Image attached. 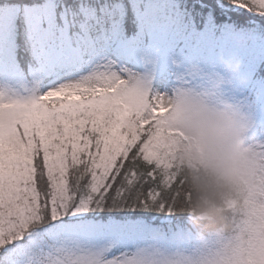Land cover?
I'll return each instance as SVG.
<instances>
[{
    "label": "snow or ice",
    "instance_id": "1",
    "mask_svg": "<svg viewBox=\"0 0 264 264\" xmlns=\"http://www.w3.org/2000/svg\"><path fill=\"white\" fill-rule=\"evenodd\" d=\"M83 7L84 13H80ZM40 4L5 13L41 68L70 67L43 93L0 83V264H264V226L201 242L178 210L174 98L242 62L222 95L254 113L247 141L264 215V0H82L66 38ZM86 51L87 64L80 55ZM86 72V74H85Z\"/></svg>",
    "mask_w": 264,
    "mask_h": 264
},
{
    "label": "clouds",
    "instance_id": "2",
    "mask_svg": "<svg viewBox=\"0 0 264 264\" xmlns=\"http://www.w3.org/2000/svg\"><path fill=\"white\" fill-rule=\"evenodd\" d=\"M224 72L198 90H187L165 113L166 126L178 132L174 155L182 178L183 199L178 210L188 215L196 237L221 239L241 226H264L257 194L252 153L247 141L255 125L252 110L222 95L226 84L245 80L242 62L222 60Z\"/></svg>",
    "mask_w": 264,
    "mask_h": 264
},
{
    "label": "trees",
    "instance_id": "3",
    "mask_svg": "<svg viewBox=\"0 0 264 264\" xmlns=\"http://www.w3.org/2000/svg\"><path fill=\"white\" fill-rule=\"evenodd\" d=\"M82 0H0V28H8L4 23L5 13L8 10L17 8L20 5L27 7L28 5L40 4L43 6L42 14L54 13L55 24L57 25L58 32L61 31L65 34L66 38L74 35L73 27L75 26L78 31L75 33L78 41L82 43H90L91 35L88 30L84 28L82 24H76L75 18L77 13L73 9V5H80ZM80 13H84L83 7L80 8ZM47 27V24H44ZM14 38V58L19 63L20 68L26 70L29 67L31 54H34L37 50L36 42L31 38L29 31L25 28L23 32L16 30H10ZM80 60H87L88 54L86 51L80 55ZM62 71L59 69L58 72ZM57 73V72H56ZM244 73V66L242 65L241 74ZM48 76L46 80L51 78Z\"/></svg>",
    "mask_w": 264,
    "mask_h": 264
},
{
    "label": "rangeland",
    "instance_id": "4",
    "mask_svg": "<svg viewBox=\"0 0 264 264\" xmlns=\"http://www.w3.org/2000/svg\"><path fill=\"white\" fill-rule=\"evenodd\" d=\"M54 13H44V24L49 23V19L51 20L54 27L57 28V25L55 24L54 19ZM61 32V31H59ZM65 36V34H63ZM14 38L12 35V32L8 28H0V83H3V67L6 65V63L11 60L13 61L17 67L19 68V77L15 80L14 87L17 91L23 92V93H43L46 92L51 86L59 83H66L67 79L64 77L66 75H71V68L70 67H62L61 69L63 72H53L49 70H43L41 68V56H40V48L38 44L36 43L37 51L39 55L37 56V59H39V63L35 67H30L29 70L24 71V69L20 68L19 63H17L16 59L14 58ZM81 59V58H80ZM87 62L83 65H86ZM86 74V72H85ZM51 81L46 82V78L49 76H54Z\"/></svg>",
    "mask_w": 264,
    "mask_h": 264
}]
</instances>
